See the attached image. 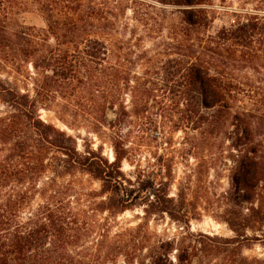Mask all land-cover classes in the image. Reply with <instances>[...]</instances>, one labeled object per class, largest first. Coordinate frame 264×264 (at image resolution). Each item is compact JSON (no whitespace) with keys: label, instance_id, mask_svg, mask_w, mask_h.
<instances>
[{"label":"rangeland","instance_id":"1","mask_svg":"<svg viewBox=\"0 0 264 264\" xmlns=\"http://www.w3.org/2000/svg\"><path fill=\"white\" fill-rule=\"evenodd\" d=\"M260 1L211 0L204 7L208 25L194 35L212 41L206 49L195 50L206 60L222 61L217 66L221 75H215L221 78L217 81L221 101L212 107L203 103L200 86L191 75L184 69L177 72L179 50L173 28L183 23L180 8L167 6L162 7L164 12L148 13L157 15L161 24L152 28L138 22L133 5L123 2L114 8L119 14L114 28L79 37L76 32H51L35 9H14L9 14L13 25L35 28L27 32L37 42L38 52L61 54L77 47L91 51L90 46L96 45L87 39L107 42L102 59L88 65L92 75L114 82L109 102L83 88L78 80L84 77V68L78 66L81 74L73 80L75 89L57 94L52 102L39 98L34 118L59 131L55 137L67 148L81 154L94 151L108 162L120 158L119 186L75 170L79 204L84 208L90 199L86 194L93 191L98 193L96 203L118 205L122 210L110 208L116 211L112 232L129 229L130 237L141 241L144 259L152 254V245L163 241L170 244L161 252L172 260L186 254L190 264L264 260V228L255 224L252 211L260 198L254 194L245 200L237 181L241 161L246 154L256 158L259 142L264 166V28L250 37L248 46L230 38L236 23L244 20V11ZM257 12L264 16L263 10ZM21 71L39 70L25 63ZM46 73L51 75V68ZM10 75L9 80L21 77L12 71L0 73V78ZM28 89L34 96L31 84ZM242 121L249 122L252 131L244 132ZM51 155L64 157L53 150ZM261 185L264 182L257 192ZM128 190L133 192L126 198Z\"/></svg>","mask_w":264,"mask_h":264},{"label":"trees","instance_id":"2","mask_svg":"<svg viewBox=\"0 0 264 264\" xmlns=\"http://www.w3.org/2000/svg\"><path fill=\"white\" fill-rule=\"evenodd\" d=\"M210 1L0 0V73L11 74L13 71L21 76L16 81L8 79L11 75L0 78V107L3 108L0 110V264H190L186 254L177 255L172 260L161 252L170 244L163 241L152 245V254L144 259L143 245L134 236L130 237L129 229L112 232L111 217L116 211L110 208L122 209L113 203L110 207H106L105 202L96 203L94 199L98 193H87L90 199L81 208L75 170L119 186L120 158L116 156L108 162L94 151L81 154L74 147L67 148L62 139L55 137L59 131L34 118L39 98L52 102L57 94L67 95L75 89L73 80L81 74L78 66L84 68V77L77 79L83 88L100 95L106 104L109 102L107 98L114 82L109 77L92 75L88 65L102 59L104 50H108L107 42L87 39L96 45L90 46L91 51L88 47L82 50L75 47L61 54L45 49L38 52L35 49L37 42L27 32L35 31V28L13 25L9 14L14 9H35L43 15L51 32H76L79 37L81 33H94L99 28H114L119 21L114 8L123 2L133 5L138 22L152 28L161 24L157 15L153 17L148 13L164 12L166 8L162 7L167 6L180 8L183 23L173 28L179 50L176 62L180 68L177 72L187 71L199 84L203 103L212 107L221 101L217 84L221 78L215 75H221L217 69L218 62L222 61L219 58L206 60L197 55L195 47L206 49V43L212 40L194 35L208 25V11L204 7ZM260 2L256 7L246 9L244 20L238 21L230 32V38L236 43L250 45V37L264 28V16L257 12L264 11V0ZM144 9L148 10L144 12ZM25 63H31L33 69L39 71L23 73L21 69ZM48 68L52 70L51 75L46 73ZM17 82H22L24 87ZM29 84L34 96L30 94ZM132 98L140 104L137 95ZM106 108L110 106L105 105ZM242 125L244 132L252 131L249 122L242 121ZM262 144L259 142L256 158L248 154L244 156L237 181L245 192V200L252 199L254 194L260 198L259 206L252 207V211L255 224L264 228V186L261 185L260 192H257L264 182ZM51 150L64 157L49 156ZM132 192L125 191L126 198ZM252 262L264 264V260ZM239 264L251 263L245 259Z\"/></svg>","mask_w":264,"mask_h":264}]
</instances>
